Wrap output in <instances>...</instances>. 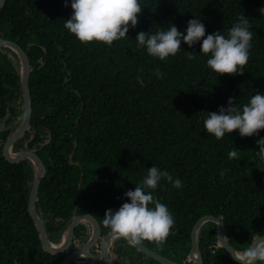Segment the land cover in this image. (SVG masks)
<instances>
[{
	"label": "trees",
	"instance_id": "16d2710c",
	"mask_svg": "<svg viewBox=\"0 0 264 264\" xmlns=\"http://www.w3.org/2000/svg\"><path fill=\"white\" fill-rule=\"evenodd\" d=\"M139 2L137 26L111 46L82 43L64 27L73 12L71 0L67 7L66 0H4L0 7V37L19 44L29 62L31 118L13 150L32 151L45 166L35 209L53 242L60 241L73 210L91 214L101 243L111 232L103 223L106 210L130 202L125 193L156 166L183 186L162 180L153 191L175 226L163 244L143 242L178 264H196L192 228L209 214L224 224L229 245L243 253L264 235V160L255 154L264 130L252 137L235 130L217 140L204 129V120L208 112L227 108L229 98L242 107L257 91L264 95V0ZM242 14L253 34L243 75L211 70L210 54L200 52L202 40L192 47L182 41L181 50L163 61L135 40L139 32L155 34L170 25L186 34L187 22L196 18L205 25V38L216 31L227 36ZM188 52L195 59L189 60ZM157 67L162 79L154 75ZM22 115L19 60L0 46V264H59L86 241L89 224L76 225L66 251L43 249L27 210L31 163L11 161L2 152ZM236 149L239 157L230 159ZM198 243L203 264H243L221 244L213 220L201 225Z\"/></svg>",
	"mask_w": 264,
	"mask_h": 264
},
{
	"label": "clouds",
	"instance_id": "9594fccd",
	"mask_svg": "<svg viewBox=\"0 0 264 264\" xmlns=\"http://www.w3.org/2000/svg\"><path fill=\"white\" fill-rule=\"evenodd\" d=\"M71 8L72 15L65 20L64 27L82 43L97 41L109 46L113 41L127 37L129 28L137 26L138 14L142 11L139 0H71ZM251 28L249 19L242 14L238 22L228 30L227 36L216 31L205 38V25L200 18H196L187 22L186 34L170 25L168 30L161 29L155 34L139 32L135 40L138 47L146 48L148 55L161 61L175 56L181 50L182 41L192 47L202 40L200 52L210 54L207 65L211 70L220 75H243L252 47ZM187 58L195 59L190 52ZM154 75L158 79L163 78L158 67ZM137 82L143 86L142 77L138 76ZM204 129L217 140L235 130L239 131L241 137L258 136L264 130V95L257 91L242 107L236 103L234 105L233 98H229L227 108L221 106L218 112H208ZM256 143L259 150L255 154L264 160V138L258 139ZM239 152L238 149L231 151L229 158H238ZM162 180L177 189L183 186L180 179L152 166L135 190L125 193L130 202L123 203L118 210H106L104 225L114 235L132 244L144 240L163 244L175 226V221L168 207L153 195ZM240 260L246 264L264 262V242H257L245 249Z\"/></svg>",
	"mask_w": 264,
	"mask_h": 264
},
{
	"label": "water",
	"instance_id": "95a60500",
	"mask_svg": "<svg viewBox=\"0 0 264 264\" xmlns=\"http://www.w3.org/2000/svg\"><path fill=\"white\" fill-rule=\"evenodd\" d=\"M4 0H0V7L2 6ZM0 46H5L10 48L18 57L19 60V80L21 85V91H22V99H23V115L21 118L20 123L18 126L8 135L6 140L3 143L2 152L3 155L14 162L21 161L23 159H27L32 166L33 170V181L28 197L27 202V210L34 220L36 226L39 230V236H40V242L46 251L50 253H61L66 246L68 245L71 233L74 230L75 226L81 222V221H87L90 224L91 231L89 234V237L87 240L78 248H75L71 250L69 253H67L64 258L60 261L59 264H70L76 257H84L86 259V264H93V261L91 257L89 256L87 250L90 248L92 244H94L95 240L98 236V223L96 219L89 213H83V214H76L75 211L73 218L68 223L67 227L65 228L62 237L58 243H55L51 241L46 233V229L44 226V222L42 218L39 216L35 209V199L38 192L39 184L41 181V177L45 173V166L43 162L39 159V157L29 150H13V143L15 139L23 133V131L27 128L30 118H31V94L28 87L27 82V75L29 70V62L28 57L25 53V51L22 49V47L15 43L14 41L5 39L3 37H0ZM207 220H213L217 223L220 231V241L221 244L224 246L226 250L231 252L233 255L236 256V258L242 262L243 264H246V262H243L240 260V257L242 256V252L238 249L232 247L227 242L226 238V229L222 221L213 216V215H203L200 218L196 220V222L193 225L192 232H191V254L195 259L196 264H203L202 263V255L199 248L198 243V236H199V230L201 225L207 221ZM116 237L112 232L106 237L105 242L103 244L102 250L103 255L105 259L106 264H110L109 260L106 256V249L108 248V245L111 244L112 240ZM257 242H264V235L260 236ZM255 243V244H256ZM143 252L147 253L148 255L160 260L164 264H178L177 262L166 258L165 256H162L161 254L157 253L154 250H151L150 248L146 247L142 243L136 244Z\"/></svg>",
	"mask_w": 264,
	"mask_h": 264
},
{
	"label": "flooded vegetation",
	"instance_id": "af4514ba",
	"mask_svg": "<svg viewBox=\"0 0 264 264\" xmlns=\"http://www.w3.org/2000/svg\"><path fill=\"white\" fill-rule=\"evenodd\" d=\"M74 211L75 210H73V212ZM81 214H83V213H81ZM98 229H99V226H98ZM88 230H89V234H90V231H91L90 224H89ZM98 232H99V230H98ZM110 233H108L107 236ZM89 234H88V237H89ZM98 236H99V234H98ZM98 236H97V239L95 240L94 244H92L90 246V248L87 250V252H88L89 256L91 257V259L93 261V264H106L105 263V259H104V255H103L102 247H103V244H104L105 239H106L107 236L105 237L104 241H102L101 243H99L97 241L98 240ZM58 242H55V243H58ZM141 243L143 245H145L146 247L150 248L151 250L156 251L155 249H153V248L149 247L147 244H145L143 241ZM130 244H132V243H130V241L125 240L123 238H119V237L116 236L112 240L111 244L108 245V248L106 249V256H107V259L109 260L110 264H153V261L151 259H149L147 256H144V255L138 253L137 248L138 249H140V248L136 244H134V246L137 247V248L135 247V249L133 247H131ZM67 247H68V245L66 246V248L62 252L66 251ZM127 250H130L131 253H128ZM70 251H67L65 253V255L67 253H69ZM156 252L161 254L158 251H156ZM64 256H63V258H64ZM162 256H164V255H162ZM80 258H83V259L82 260H78L77 264H86V259L84 257H76L70 264H72L75 260L80 259ZM158 261H160V260H158Z\"/></svg>",
	"mask_w": 264,
	"mask_h": 264
},
{
	"label": "rangeland",
	"instance_id": "374dc122",
	"mask_svg": "<svg viewBox=\"0 0 264 264\" xmlns=\"http://www.w3.org/2000/svg\"><path fill=\"white\" fill-rule=\"evenodd\" d=\"M87 222V221H86ZM257 264H262L261 262H258Z\"/></svg>",
	"mask_w": 264,
	"mask_h": 264
}]
</instances>
